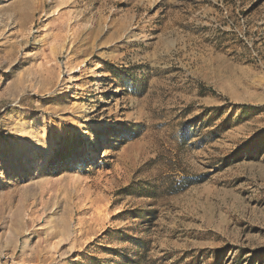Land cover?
Masks as SVG:
<instances>
[{"label":"rangeland","instance_id":"1","mask_svg":"<svg viewBox=\"0 0 264 264\" xmlns=\"http://www.w3.org/2000/svg\"><path fill=\"white\" fill-rule=\"evenodd\" d=\"M0 264H264V0H0Z\"/></svg>","mask_w":264,"mask_h":264},{"label":"bare ground","instance_id":"2","mask_svg":"<svg viewBox=\"0 0 264 264\" xmlns=\"http://www.w3.org/2000/svg\"><path fill=\"white\" fill-rule=\"evenodd\" d=\"M79 79L77 78V77H75V76H70L69 77V80L68 81H72V82H76V81H78ZM69 87H72V86H69ZM74 87H76L77 88V90H83L81 87H79V86H74ZM99 91V90H98ZM100 92V91H99ZM76 98H78V97H76ZM95 137H90V141H95ZM105 140H107V138L106 137H102V139H101V141H105ZM99 149H101L100 147H99ZM35 167V166H34ZM22 170V169H21ZM31 172H33V170L31 169V170H29V171H21V173H31Z\"/></svg>","mask_w":264,"mask_h":264}]
</instances>
